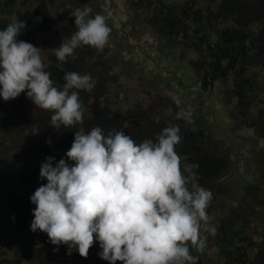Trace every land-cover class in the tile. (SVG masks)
<instances>
[{"label":"clouds","instance_id":"obj_1","mask_svg":"<svg viewBox=\"0 0 264 264\" xmlns=\"http://www.w3.org/2000/svg\"><path fill=\"white\" fill-rule=\"evenodd\" d=\"M92 12L87 6L75 9L70 15L77 30L47 51L60 62L74 59L82 45L103 51L112 31L108 20L119 24L128 17L123 11ZM25 29V21L17 19L0 30V99L25 93L52 113L53 128L76 125L84 115L79 90L91 91L95 81L88 73L65 72V83L55 86L41 49L17 39ZM172 114L169 108L164 116ZM191 117L192 111L184 109L174 115L188 123ZM239 134L251 136L255 129L244 127ZM181 139L175 124L140 143L122 130L105 132L100 126L75 132L65 153L73 163L61 158L53 165L50 156L40 165L39 179L46 183L29 198L35 205L30 230L46 233L52 245H67L68 255L74 248L84 258L95 240L108 264H198L190 246L202 253L207 244L201 229L211 235L218 229L208 223L213 193L198 184L193 169L199 166L182 165L175 150Z\"/></svg>","mask_w":264,"mask_h":264},{"label":"trees","instance_id":"obj_2","mask_svg":"<svg viewBox=\"0 0 264 264\" xmlns=\"http://www.w3.org/2000/svg\"><path fill=\"white\" fill-rule=\"evenodd\" d=\"M16 1L0 2V30L12 23L9 17L15 14ZM21 1L23 7L28 3L27 12L31 20H25L26 17L20 11L17 12L26 23V29L17 39L33 45L36 33L53 29V44L49 48L52 49L58 48L65 38H70L77 30L75 18L70 14L77 8H83L89 0H63L64 6L55 12L52 9L59 0ZM200 1L130 0V6L138 16L148 11V24L160 35L193 47L197 58L191 60V65L200 89L209 94L217 83L224 87L230 86L233 95L227 97L225 102L229 117L235 123H248L249 128L255 129V136L264 140V83L258 80L254 72L256 68L264 70V0H219L215 10L212 4L216 0H206L204 7ZM97 13L100 14V9H96L93 15ZM106 52L82 45L75 50V58L69 57L65 62L47 53L45 70L51 73L50 78L55 86L65 83V72L88 73L95 81L91 91L79 90L84 115L76 125L53 128L50 125L52 113L35 106L25 93L9 101L0 99V134L23 139L11 154L12 163L0 157V195L10 206V222L0 225V248L14 252L16 246L24 245L29 237L36 244L21 253L17 264L31 259H37L40 264H68L65 261L69 258L68 254L61 258L53 256L52 263L46 261L43 252L49 244V238L39 230L32 232L28 221L35 205L24 202L15 192L18 189L34 191L45 184L46 180L39 179L40 165L50 156L55 157L53 165L61 158L67 161L65 153L70 150L75 132L83 130L86 133L100 126L105 132L122 130L140 143L145 139L154 140L164 127L179 125L172 122L175 109H172V115L164 116L167 106L161 98L152 100L146 106L137 105L126 119L112 109L108 91L117 84L118 79L116 72L109 74L115 64L106 56ZM254 108L256 115L248 122ZM158 115L161 120L156 123L155 117ZM179 127L182 139L175 150L181 158V164H197L199 167L193 171L197 174L198 184L205 188L212 186L224 175L228 168L227 161L209 149L203 139L194 136L183 125ZM12 172L17 175L15 180L10 178ZM210 204L208 213L212 211L213 205L217 209L223 207L224 202ZM238 240L242 245L237 248V255L235 252L226 254V257H231L227 264H264V243L260 248L257 247V253L251 257L247 248L250 246L248 235L243 233ZM97 245L98 242L94 240L88 255ZM72 251L74 255L70 264L89 262V256H79L74 248ZM91 264H108V261L98 256ZM116 264L121 262L117 261Z\"/></svg>","mask_w":264,"mask_h":264},{"label":"rangeland","instance_id":"obj_3","mask_svg":"<svg viewBox=\"0 0 264 264\" xmlns=\"http://www.w3.org/2000/svg\"><path fill=\"white\" fill-rule=\"evenodd\" d=\"M2 1L4 0H0V2ZM166 1L180 2L184 0ZM205 1L206 0H201L200 5L204 7L206 5ZM218 1L219 0H216V2L212 4L213 10L216 9L219 3ZM21 2V0L16 1L13 10L15 14L9 17L11 22L16 21L17 19L21 20L22 15L26 17L25 20L31 18L27 12L28 3L23 7ZM63 6V0H59L58 4L52 9V11L55 12ZM86 6L92 8V14L96 9H100V14L106 15L109 10L114 13L123 11L128 17L126 22H121L119 24L115 23L112 19L108 20V24L112 28V31L109 37V42L103 49L107 51L106 56L114 62L115 68H119V71L116 72L118 79L117 84L110 87L108 95L112 99V109L119 113L123 119L129 118L131 112L137 105L141 104L146 106L151 103L152 100L161 98L165 101L164 104L167 106L166 109H175L176 112L181 109L191 110V123H188L183 119L178 121L174 118L172 119V122L183 125L197 138L201 137L204 140L206 139L208 145L211 140L213 142L222 140L225 141L223 151H232V153H235L244 147H250L248 150L243 151L241 155L240 160L243 164L241 166L239 165L238 168L236 167L234 169L235 171L232 172L234 178L232 182L229 184L226 183L223 186L219 184L214 188L211 186L206 187L212 190L214 200H211L213 201L212 204L218 202H224L226 204L228 195L224 194L227 193L225 190L231 188V185H235V181L238 177L248 176V178H252L259 174L258 170L262 168L264 169V165L261 162V164L257 165L256 169L252 166V163H247V158L253 154L252 151L254 149H251V147L258 146L259 144L264 145V142L260 141L255 134L251 136L239 134V130L248 127L249 124L245 122L235 123L229 117V111L225 102L227 97L233 95L230 86L224 87L220 83H217L214 86L213 92L209 94L204 93L200 89V83L198 82L194 68L191 65V60L197 58L196 50L186 44L173 42L166 35H160L153 26L148 24L149 21L147 20V17L149 12L145 11V13H142L139 16L136 15L130 6V0H89L83 5V7ZM18 11L21 12V16L17 14ZM30 30H32L31 27ZM53 34L54 30L50 29L47 32L36 33L34 35L33 46L41 49V57L44 63L47 60V50H49L53 44ZM254 72L257 73L258 80L263 84L264 70L256 68L254 69ZM255 115L256 108L250 112L248 122L251 119L253 120ZM210 130L214 131V134H211ZM5 138L7 140H5ZM22 140V138L16 136H10L8 138L3 137L0 134V142L1 146H3L0 149V155L5 156L6 150L10 151V149H14L13 151H15L20 146ZM5 142H7L8 145H6ZM8 162L12 163L10 154ZM253 169L254 172L252 171ZM16 177L17 175L15 172L10 174L11 179L15 180ZM217 186H219V190L222 188L224 195L216 190ZM34 191L18 189L15 192V195L20 196L24 202L28 203L30 202L29 198ZM239 199L240 195L236 194L235 197L227 202V205H223L225 209L224 212H229V216H232V219L229 221H220L222 217L217 215V211L214 210L216 207L210 204L214 212H210L211 214L208 213L210 217L208 222L209 225L217 227L220 221L219 227L227 232L229 231L228 225H231V222H235L234 220L238 219L240 216H245V211L248 214L251 213V210H254L253 208L248 209L249 206L247 203H243L242 207L239 208L242 210V212H240L241 214L235 216L231 210H235ZM9 210V202L0 195V225L10 222ZM30 214L31 217L28 219L29 223H31L34 218L32 210ZM252 215L253 217H250V221H256L258 226H250V235L248 236L249 243L251 247L255 245L260 248L264 243V212L254 210ZM236 226L239 227L240 224L238 223ZM201 233L208 238L209 242H212L215 238L214 235L211 237L210 233L204 231L203 228L201 229ZM220 237L221 234H218V239ZM31 246H36V244L34 245V242L31 241L29 237L28 242L24 243V245H17L15 248L16 251L14 252H8L1 247L0 264H17V260L21 253ZM57 247L58 250H55ZM100 251L101 249L98 244L95 249L90 251L88 255L89 262L86 264H91V262L99 256L98 253ZM248 251L251 257L255 253L254 248L248 249ZM43 253L45 258H47L46 261L52 263L53 256L61 258L68 253V248L67 245L64 244L59 246L52 245L49 241V244ZM73 255L74 252L71 250V255H68L69 258L67 260L65 259L68 264L72 262ZM18 264H40V262L37 259H31Z\"/></svg>","mask_w":264,"mask_h":264},{"label":"flooded vegetation","instance_id":"obj_4","mask_svg":"<svg viewBox=\"0 0 264 264\" xmlns=\"http://www.w3.org/2000/svg\"><path fill=\"white\" fill-rule=\"evenodd\" d=\"M210 132L211 134H214V131L210 130ZM1 136L9 138L12 135L1 134ZM215 139H218V138H215ZM5 140L7 139L5 138ZM259 140L264 142L263 139H259ZM205 142L207 143V140ZM224 142L225 141H222V140L217 141V142H213L211 140L209 141V145L207 144L209 149H211L212 151H215L222 158H225V160L228 163V168L226 169L224 175L220 179L216 180V183L211 186L213 188L216 185L221 184V186H223L226 183L229 184L230 182L233 181L234 178L232 176V172L235 171L234 169L236 167L238 168L239 165L241 166L243 164V162H241L240 160L241 155L243 151H246L250 148L247 146L235 153H232V151L224 152L223 151ZM5 144L8 145L7 142H5ZM2 147L3 146H1V142H0V149ZM251 149H254L253 151L251 150L253 154L249 158H247V163H252L253 164L252 166L255 167L256 169L258 164L262 163L264 165V145L259 144L258 146L251 147ZM13 150L14 149H10V151L6 150L5 156L0 155V157L8 159L9 154L11 155L14 152ZM252 171L254 172V169ZM258 173L259 174L255 176H253L252 174L253 176L252 178H248V176L246 177L241 176L240 178L238 177V179L235 181L236 182L235 185L233 184L231 185V188H227L225 190V192L227 193H224V194L228 195L227 202H229L231 198L235 197L236 194L240 195V199L237 201L238 205L235 207V210L234 209L231 210V212L234 213L235 216L237 214L239 215L241 214L240 212H242V210H240L239 208L242 207L243 203H247V205L249 206L248 209L253 208L254 210H257L259 212H264V169L262 168L258 170ZM216 188H217L216 189L217 191L221 192V194L224 195L223 194L224 191L222 190V188H220V190L222 191L219 190V186H217ZM227 202L226 204L224 203V206L227 205ZM224 206L214 209V210L217 211V215H220L223 218V219L221 218L220 221H226V220L229 221L230 219H232V216H229V212H226V213L224 212L225 210ZM214 210H212L211 213L214 212ZM254 210H251V213H248V214L245 211L246 213L245 216H240L238 219L234 220L235 222H231V225H228L229 231L227 232L223 231L219 227L220 226V221H219V224L217 226L218 227L217 235H214L215 238L213 239L212 242H209L208 238H206L207 246L202 253L197 252L194 247L190 246V253L193 256L199 257L198 264H227V262H229V258H231V257H226L227 253L235 252L237 255V252H236L237 248L242 245L241 243H239L238 237H241L243 233L249 236L250 226L252 227L258 226V224H256V221H253V220L250 221V217L252 218L254 215V214L252 215ZM238 223L240 224L239 227L236 226ZM218 234L219 235L221 234V237L219 239H218ZM210 236L212 237L213 235L210 234ZM247 248L248 249L254 248L255 250L254 255L257 253V247L255 245H253L252 247L247 246ZM248 254L250 255L249 251H248Z\"/></svg>","mask_w":264,"mask_h":264}]
</instances>
